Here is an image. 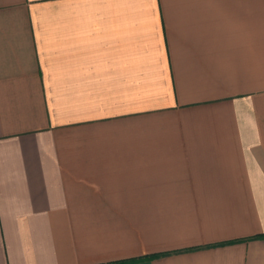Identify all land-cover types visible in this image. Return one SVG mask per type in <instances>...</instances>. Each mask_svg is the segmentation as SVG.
Returning a JSON list of instances; mask_svg holds the SVG:
<instances>
[{
    "label": "crops",
    "instance_id": "0c3cea01",
    "mask_svg": "<svg viewBox=\"0 0 264 264\" xmlns=\"http://www.w3.org/2000/svg\"><path fill=\"white\" fill-rule=\"evenodd\" d=\"M264 0H0V264H264Z\"/></svg>",
    "mask_w": 264,
    "mask_h": 264
},
{
    "label": "trees",
    "instance_id": "16d2710c",
    "mask_svg": "<svg viewBox=\"0 0 264 264\" xmlns=\"http://www.w3.org/2000/svg\"><path fill=\"white\" fill-rule=\"evenodd\" d=\"M263 238H264V235H260V236L253 237L252 239H263Z\"/></svg>",
    "mask_w": 264,
    "mask_h": 264
}]
</instances>
